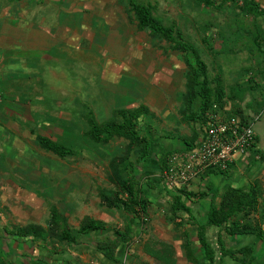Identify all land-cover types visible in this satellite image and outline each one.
I'll list each match as a JSON object with an SVG mask.
<instances>
[{"label": "rangeland", "instance_id": "obj_1", "mask_svg": "<svg viewBox=\"0 0 264 264\" xmlns=\"http://www.w3.org/2000/svg\"><path fill=\"white\" fill-rule=\"evenodd\" d=\"M41 1L43 3L34 9L38 26L42 17L48 18L45 25L57 19L68 22L72 16L76 18L72 21L78 20L77 15L66 14L63 9L60 14L54 10L51 14L52 6L46 7L47 0ZM136 1L151 5L155 18L164 25L174 24L184 38L194 44L207 65L212 88L218 89L219 82L222 84L226 95L225 105L240 108L245 115L252 117L251 120L260 111L259 119L253 120L257 145L248 152V173L242 171L243 174H239L251 180L257 178L261 184L258 211L243 217V221L258 220L264 228V18L243 11L241 0L227 2L221 8L205 7L196 0ZM257 1L264 7V0ZM103 3L108 8L105 15L108 14L111 20L104 25L95 20L91 25L93 38L82 36L81 42L73 46L59 42L43 54L28 57L27 66L34 72L32 80L35 83L37 77L41 78L36 87L43 99L40 102L46 105L49 113L44 110L33 113L40 119L37 118L31 124L34 133L22 139L24 144L20 149L9 143V136L5 138L0 132L2 166L11 167L9 163L13 159L19 164L16 174H7L17 187L2 192L0 224L12 231L33 223L46 229L50 227L53 234L44 240L38 239L40 245L55 252L61 248H70L82 254L77 244L61 240L60 231L56 233L50 224V208L54 205L66 217V225L72 232L86 217L103 221L109 230L123 231L126 227L133 229L134 235L128 248L125 252H119L123 264H159L142 251L141 246L145 241L169 243L174 247L176 264H195L186 256L184 247V230H190L192 226L187 224L188 220L180 212L171 209L170 194L161 195L152 191L148 195L146 213H141V217H128L122 209L101 203V192L110 195L121 193L118 182L122 174L116 175L110 163L114 162L115 168L120 170L121 167L117 166L123 160L134 162L139 154V146L129 145L127 139L119 136L112 137L106 143L90 139L86 134V114L89 109L101 123L112 118L117 109L146 105L152 115L147 116L145 121L152 125V129L151 132L144 130V133L162 152L168 151L170 141L189 136L196 126V123L184 121L182 117L187 72L183 53L172 49L168 41L148 29H139L135 14L126 0H103ZM53 14H56V18ZM24 16L21 20L32 17L30 13ZM75 25L80 27L78 21ZM45 54L50 58L46 59ZM16 65L12 64L9 68L6 66L4 71L8 68L9 75H15ZM111 65H118L117 69L120 67L121 93L119 89H112L110 76L107 79L102 76L103 73L112 72ZM52 71L57 75L52 74ZM134 71L137 74L135 77L131 75ZM146 84L152 92H147L144 88ZM129 101L136 102L127 105ZM67 106H72L74 112L72 124L69 125L59 119L57 114ZM53 108L57 110L55 127L40 125L46 118L53 117ZM28 126L26 123L25 130ZM36 131L48 133L57 141L70 146L73 153L60 157L41 149L36 141ZM256 150L260 153H256ZM5 155L10 161L4 158ZM156 165V158L152 157L143 167H137L135 172L142 176L153 175L158 172ZM229 170V175L238 172L235 166H230ZM228 182V177L220 174L216 186L221 190ZM192 208L195 217L199 218L198 208L194 204ZM220 231L225 233L222 226H207L205 231L216 257L219 255L216 237ZM224 241L228 242L227 234H224ZM253 241L254 237L248 235L241 243ZM9 249L11 251V243ZM83 254L88 264H102L99 259L103 257L92 246H87ZM256 257L264 260V245H258ZM226 261L227 264H242L228 256Z\"/></svg>", "mask_w": 264, "mask_h": 264}, {"label": "trees", "instance_id": "obj_2", "mask_svg": "<svg viewBox=\"0 0 264 264\" xmlns=\"http://www.w3.org/2000/svg\"><path fill=\"white\" fill-rule=\"evenodd\" d=\"M131 11L135 14L136 24L139 29H148L152 34L158 35L171 44V48L183 53L186 63L187 72L185 91L182 97L184 109L182 117L184 121L196 123L192 128L189 136L181 137L182 148L192 146L199 138L201 127L204 123L203 115L213 102L223 107L227 102L226 95L222 84L219 82L218 89H213L208 77V70L205 61L200 57L193 43L184 38L181 32L176 29L174 24L164 25L153 16L152 6L143 4L136 0H126ZM205 7L221 8L227 2H235L238 0H196ZM241 8L246 13L256 17L264 18V7L257 0H241ZM250 105H247L249 107ZM264 107V106H263ZM263 109V108H262ZM260 111H257V114ZM226 113L238 115L241 121L247 123L252 117L245 115L240 108L230 107ZM152 115L149 108L144 104L134 107H123L114 111V116L104 122L99 123L93 111L89 109L86 114L88 128L87 136L95 142L106 143L112 137L119 136L128 140L129 145L135 144L139 146V154L134 162L122 161L121 169L115 168L114 162L110 163V167L116 175H120L118 182L121 193L105 194L100 193V200L103 205L122 209L128 217L140 216L146 213L148 195L152 191L158 193L163 192L161 185V177L154 175L142 176L135 172L138 167H143L152 157L156 158L157 171L163 170L166 164V156L173 150L162 152L157 145L151 142L144 130L151 132L152 125L145 121V118ZM36 141L40 148L45 151L54 153L60 157L73 153V149L47 134L38 133ZM254 147L257 145V134L255 135ZM256 153H260L258 150ZM254 154V152H252ZM262 154L260 156V159ZM232 166V165H231ZM117 169V172L116 170ZM119 171V172H118ZM230 170L223 171L220 169L210 168L205 171L206 176L225 174L229 176ZM228 174V175H227ZM216 181L210 177L204 188L196 191L189 189H179L169 192L171 196V209L174 212H180L182 216L188 220L192 228H185V253L186 256L194 261L195 264H227L226 256L231 259L238 260L242 264H264V260L256 257L258 245H264V228L258 220L247 219L243 221V217L251 215L258 211L260 202L261 184L259 179L249 180L243 185L226 184L220 190L216 186ZM156 189V190H154ZM166 192V191H165ZM193 197L208 199L209 205L205 214V221L198 222L194 217L191 207L187 204ZM264 212V203H263ZM66 217L61 215L56 206L50 208V224L58 233L61 240L71 244H78L81 240L91 244L105 258L114 261L117 264H123L119 252L126 251L130 241L133 238L134 231L130 227L125 230L112 229L109 230L106 224L98 219L86 217L72 232L66 225ZM185 224V223H183ZM207 226L223 227L224 234L228 235V242L224 241L223 231H220L216 237V246L219 251L218 257L211 242H208L205 235ZM5 233L11 234L12 237L21 236L29 238L32 241L38 239H46L53 230L47 229L41 225L28 224L20 227L12 232L3 229ZM94 234V238L89 240L85 238L87 234ZM253 236L252 243H244L241 241L246 236ZM15 239V238H13ZM12 239V240H13ZM142 251L154 258L162 264H174V247L164 241L143 242ZM50 253V252H49ZM200 256V257H198ZM49 255H41L37 259H33L31 254L25 264H51ZM200 258V259H198ZM200 260V261H199ZM74 264L73 261L61 259L52 264Z\"/></svg>", "mask_w": 264, "mask_h": 264}, {"label": "crops", "instance_id": "obj_3", "mask_svg": "<svg viewBox=\"0 0 264 264\" xmlns=\"http://www.w3.org/2000/svg\"><path fill=\"white\" fill-rule=\"evenodd\" d=\"M42 3L43 2L41 0H0V132L3 133L5 138L9 136V143H13L17 149H20L24 144V141L22 139L34 133V129L31 124H34L36 119L39 117L34 115L33 113L38 110L48 111L46 113H49V109L46 107V105L44 106L43 104H41L40 101H42L43 99L39 96V92L36 87L38 86V83L41 82V78L37 77L35 83L32 80V78L34 77V72L32 73L33 69H30L27 66V61L29 59L28 57L32 58L33 56L36 57L37 54H43L45 51H47L48 48L59 42L72 46L78 45L81 42L82 36L86 39L93 38L91 25L95 23V20H97L98 23H102V25L111 20L108 14L105 15L106 13H108V8H106L103 0H52L49 2L47 0V2L45 1L46 7L49 5L52 6V9L50 8L51 14L53 13V10L55 13L57 11V14H60L63 9L66 14L77 15V21L80 27L75 25L77 21L71 20L76 19L74 18L75 16H72L71 19L68 20V22H65V20L59 21V19H57L58 21L56 22L50 20L51 23L50 21H48L47 25H45L44 23L48 18L42 17V22L40 23V26H38L35 22L34 9L35 7H39V4ZM31 10L33 12H31ZM29 13L32 15V17H27L26 20H21L24 19V15H28ZM54 16L56 18V14ZM82 25L84 26L83 28L81 27ZM45 58L48 59L50 58V56L45 54ZM129 58H131V56H129ZM16 63L20 64L16 65ZM12 64L16 65L15 68L17 69V72L19 71V73L16 72L15 75L10 76L8 73V68L12 66ZM6 66L8 68L4 71ZM117 66L118 65H111L113 73L111 71H108L107 73H103L102 76L105 79L110 76V80H112L113 82L112 89H119L118 92L121 93L122 90L120 86V67L117 69ZM54 73L55 72L52 71V74ZM55 74L57 75V73ZM131 75L134 77L135 75L137 76V74H135V71ZM147 87L148 84H146V87H144L147 92H152V89ZM127 89L130 88L128 87ZM141 94H143V92ZM57 102L61 103L60 101ZM113 102L114 104L116 103L115 99L113 100ZM135 102L129 101L127 105H131L132 103L134 104ZM7 104H10L11 107H8ZM54 109L55 108H53V117L46 118L45 122L40 123V125L55 127V125L57 124V114L59 115V119L65 120L66 124H72L74 118L72 106H67L66 109L63 108V111H59V113ZM56 112L57 114H55ZM26 123H28L29 126L25 130ZM35 125L37 126L38 124ZM38 133L45 134L43 131H36V135ZM46 134L52 137L48 133ZM182 145L183 143L181 137L180 140L173 139L169 142L168 146L170 147L168 150L182 148ZM4 158H7L8 161H10V158H8L7 155H5ZM249 160L250 155L248 152L235 160L232 166H235L236 171L238 172L231 173V175L227 176L229 182L226 184L237 186L243 185L251 180L247 176H244L243 178V175H240L243 174L242 171H246V173H248L247 165L250 164ZM9 164H11V167L7 168L2 166V163L0 162V197L3 196L2 192L7 191V189L17 187V185L7 177V174L9 172H13V174H16V168L19 164L14 159ZM158 174L159 171L154 173L153 175L158 176ZM210 177H212L217 182V175H202L193 180L190 183L189 188L187 189L196 191L199 188H204L206 181ZM13 184L15 185L13 186ZM162 187L164 190L163 192L161 190L159 194L164 195L171 192L170 189H167L164 186ZM208 203L209 202L206 200V198L196 197H193L190 201L187 202V204H189V206L191 207V211L194 217L195 214L192 205L194 204V206L198 208L200 216L199 218H195L200 223L205 221V214L208 209ZM203 211L205 214L202 213ZM3 229H7L8 231L12 232V230L0 224V264H25L30 254L33 259H37V257H40L41 255H49L48 259L51 264L58 262L60 258H68L70 261H76L79 264H88V259L83 254V251L87 248V246L91 247L92 245L86 243V240H81V242L77 244L79 246L78 250L82 251L83 255L74 252L70 248H61L60 250L55 252V250L47 249L45 246L40 245L41 242L38 240L32 241L29 238L21 236L12 237L11 234L5 233ZM93 237L94 234L89 233L85 238L91 240V238ZM10 243L11 251L9 249ZM93 249L95 248L93 247ZM95 251L97 250L95 249ZM100 255L104 258L99 259L101 260L102 264H117L114 261L105 258L102 254ZM174 259V264H176L177 260L175 257V253ZM158 263L162 264L160 262Z\"/></svg>", "mask_w": 264, "mask_h": 264}, {"label": "built area", "instance_id": "obj_4", "mask_svg": "<svg viewBox=\"0 0 264 264\" xmlns=\"http://www.w3.org/2000/svg\"><path fill=\"white\" fill-rule=\"evenodd\" d=\"M228 110L227 105L220 107L213 102L203 115L204 123L195 143L168 153L159 173L164 187L171 191L187 189L208 169L227 171L238 157L255 148L253 120L259 119V113L245 123L238 115L226 113Z\"/></svg>", "mask_w": 264, "mask_h": 264}]
</instances>
